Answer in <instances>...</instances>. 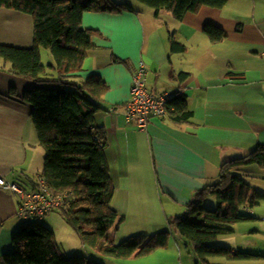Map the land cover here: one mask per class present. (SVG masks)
Segmentation results:
<instances>
[{"label":"crops","instance_id":"0c3cea01","mask_svg":"<svg viewBox=\"0 0 264 264\" xmlns=\"http://www.w3.org/2000/svg\"><path fill=\"white\" fill-rule=\"evenodd\" d=\"M116 1L133 4L136 12L84 14L82 28L98 34L74 79L98 75L107 85L95 123L108 136L106 155L115 186L111 206L118 214L110 230L115 242L171 231L170 246L140 259H116L84 246L60 210L41 222L59 233L54 232L66 257L84 252L100 264H196L168 222L185 215L197 192L219 182L223 164L264 146V0H228L223 9L204 6L181 21L166 11L156 16L133 0ZM208 24L224 31L221 42L204 33ZM172 37L186 47L184 53L172 52ZM33 45V17L0 7V46L26 50ZM141 62L148 70L147 89L166 94L171 102L183 98L187 116L171 105L166 118L150 115L146 130L127 118L132 76ZM12 69L11 62L0 59V175L21 185L27 196L37 190L39 179L46 182V151L24 100L39 86ZM233 173L264 195V168L251 165ZM18 200L0 190V263L15 251L19 229L34 222L17 216ZM244 211L255 220L233 226L230 236L236 240L225 235L214 245L257 257L235 262L212 257L209 264H264V201Z\"/></svg>","mask_w":264,"mask_h":264},{"label":"trees","instance_id":"16d2710c","mask_svg":"<svg viewBox=\"0 0 264 264\" xmlns=\"http://www.w3.org/2000/svg\"><path fill=\"white\" fill-rule=\"evenodd\" d=\"M133 1L151 9L156 16L166 11L178 21L204 6L223 9L228 3V0ZM0 7L33 17V47L20 50L0 46V59L11 62L16 75L39 86L27 91L24 100L32 107V120L46 151L43 171L46 182L54 195L64 198L57 210L84 246L100 255L140 259L167 249L171 231L136 235L120 243L110 233L118 218L111 206L115 186L106 155L107 132L95 123L107 85L98 75L83 81L74 79L82 71L88 51L93 48L92 39L98 34L82 28L84 14L135 13V6L116 0H0ZM204 33L214 43L225 38L224 31L211 24L205 26ZM171 48L174 53L186 50L174 37ZM43 50L50 51L54 58L53 74L48 71L51 65L47 68L43 63ZM171 105L188 115L183 98L170 101L168 111ZM251 165L264 168V146L223 164L219 182L196 193L185 217L169 220L168 227L195 252L196 264H209L208 258L212 257L234 261L257 257L210 244L220 236L232 234L234 225L255 220L244 209H254L264 201V195L233 173ZM212 197L216 198L217 207L208 209L205 202ZM42 219L34 218V222L19 229L13 240L15 251L5 255L0 264H100L89 256H64L54 231ZM120 220L117 230L124 221Z\"/></svg>","mask_w":264,"mask_h":264},{"label":"built area","instance_id":"2783aa9c","mask_svg":"<svg viewBox=\"0 0 264 264\" xmlns=\"http://www.w3.org/2000/svg\"><path fill=\"white\" fill-rule=\"evenodd\" d=\"M148 70L143 62L135 69L132 76L131 96L127 105L126 116L129 120H136L141 130L147 129L150 115L158 118L168 116V104L171 98L166 94L157 95L146 87ZM37 190L26 196L21 185L8 182L0 175V190L11 193L18 200V213L20 219H42L48 212L58 209L64 199L60 195H54L48 188L45 180L39 179Z\"/></svg>","mask_w":264,"mask_h":264},{"label":"rangeland","instance_id":"374dc122","mask_svg":"<svg viewBox=\"0 0 264 264\" xmlns=\"http://www.w3.org/2000/svg\"><path fill=\"white\" fill-rule=\"evenodd\" d=\"M50 57H52L51 59V63H50ZM43 63H44V65L45 66H50V64H52V63H55L54 62V58H53V56H52V54H51V52L50 51H48V50H43ZM51 68V67H50ZM50 68H48L49 69V71H51V69ZM53 74V73H52ZM257 169V168H256ZM252 184V183H251ZM254 184H256V183H254ZM257 185V184H256ZM252 186H253V188L255 189L256 188V186L255 185H253L252 184ZM256 190H259L258 188H256ZM205 207L206 208H208V209H214V208H216L217 207V202H216V200L215 199H213V198H209L206 202H205ZM54 211H57V209H54ZM53 212V211H52ZM186 214V213H185ZM186 216V215H185ZM184 216V217H185ZM54 215H51L50 217H49V220H51L53 223H54ZM54 231V230H53ZM55 232V231H54ZM56 234H59L58 232H55ZM220 237H223V236H220ZM218 238V239H221V238ZM228 237L229 238H226V239H234V240H236L237 238L236 237H231L230 235H228ZM224 240V242H229V240ZM217 241H219V240H217ZM119 242V241H118ZM215 242L216 241H213V242H211L210 244H215ZM183 250V254L185 253L184 251H185V249H182ZM189 253H191L192 255H195V252L194 251H192V250H190L189 251ZM83 255L84 256H89L90 257V254L89 255H87V253H84L83 252ZM196 256V255H195ZM195 256H192L194 259H195ZM217 258V257H216ZM218 258H222V257H218ZM217 258V259H218ZM213 261H216V260H213ZM235 262V261H234ZM236 263H239V262H236ZM103 264H109V263H107V262H105V261H103ZM213 264H217V262H214Z\"/></svg>","mask_w":264,"mask_h":264}]
</instances>
